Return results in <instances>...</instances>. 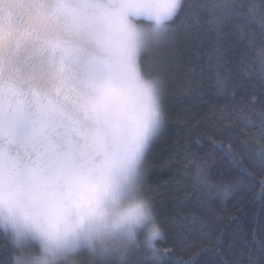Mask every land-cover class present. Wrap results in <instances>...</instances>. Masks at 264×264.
Listing matches in <instances>:
<instances>
[{
    "label": "snow or ice",
    "instance_id": "1",
    "mask_svg": "<svg viewBox=\"0 0 264 264\" xmlns=\"http://www.w3.org/2000/svg\"><path fill=\"white\" fill-rule=\"evenodd\" d=\"M220 16L239 30L227 71L229 49L210 27ZM253 24L262 37L254 51ZM192 29L207 40L200 55L216 69L214 86L233 100L238 88L248 95L228 122L216 107L178 117L174 147L209 194L227 195L254 172L264 176V0H0V229L11 244L0 264H69L81 250L100 264H167L176 249H194L213 232L183 209L165 225L144 191L146 155L169 120L170 54ZM202 119L215 132L194 131ZM205 145L241 175L208 184L214 161L201 154ZM257 195L264 198V179ZM165 242L171 248L157 246ZM258 245L237 248L220 233L175 264H264V238Z\"/></svg>",
    "mask_w": 264,
    "mask_h": 264
},
{
    "label": "trees",
    "instance_id": "2",
    "mask_svg": "<svg viewBox=\"0 0 264 264\" xmlns=\"http://www.w3.org/2000/svg\"><path fill=\"white\" fill-rule=\"evenodd\" d=\"M189 2V0H186ZM215 31L213 38L222 35V45L228 48L227 60L229 63L223 69L227 71L238 58V48L230 46L236 44L239 38V30L235 22L219 17V23L210 25ZM249 31L254 33L255 41L253 51L261 44V29L258 24L250 25ZM196 29H192L193 35L183 42L178 51L170 54L174 72L170 77L167 87L165 104L168 112L167 126L162 130L159 137L153 142L146 155L144 191L156 197L157 207L165 225L172 218L173 213L183 209V214H191L200 217L206 223L213 224V232L201 242L196 241L194 249L187 251L175 250V255L167 261V264H175L177 259H186L193 251L203 243H214V236L223 233L225 243L235 240L236 247L247 244V249L258 248V241L264 238L259 231L264 224V198L259 195V182L264 176L254 172L253 178H245V185L238 190H233L225 195L209 188L203 183L193 179L194 165L191 158H185L184 149L174 147L175 132L178 126V117L187 114H196L204 117L213 107L223 109L227 119L233 116V109L239 107L241 97L248 95L246 87L236 90V98L225 96L215 84L216 69L208 68L207 57H202L201 52L208 47L207 40L196 38ZM207 29L200 30L203 37ZM156 53L144 57L146 63H151L156 58ZM247 83V82H246ZM215 119V118H214ZM244 127L243 124L240 125ZM215 132V128L208 120H201L194 131ZM255 132L256 129H249ZM219 138V137H217ZM181 142L185 145L190 141L187 136ZM225 144L227 141L225 140ZM209 153V159L214 161L208 170V184L217 185L221 182H231L241 175V169L225 159L222 153L205 145L201 154ZM179 153V155H177ZM248 159L243 160V166L248 167ZM249 171H253L249 169ZM0 229V259L5 255L4 246L11 247L6 241ZM253 233L256 240H253ZM162 250L171 248L170 242L157 245ZM69 264H100L87 250H81L69 257Z\"/></svg>",
    "mask_w": 264,
    "mask_h": 264
},
{
    "label": "clouds",
    "instance_id": "3",
    "mask_svg": "<svg viewBox=\"0 0 264 264\" xmlns=\"http://www.w3.org/2000/svg\"><path fill=\"white\" fill-rule=\"evenodd\" d=\"M25 6L24 5H18L14 7V15H16L18 18H22L26 15L24 11Z\"/></svg>",
    "mask_w": 264,
    "mask_h": 264
},
{
    "label": "rangeland",
    "instance_id": "4",
    "mask_svg": "<svg viewBox=\"0 0 264 264\" xmlns=\"http://www.w3.org/2000/svg\"><path fill=\"white\" fill-rule=\"evenodd\" d=\"M149 55H150V54H149ZM149 55H148V56H149Z\"/></svg>",
    "mask_w": 264,
    "mask_h": 264
}]
</instances>
